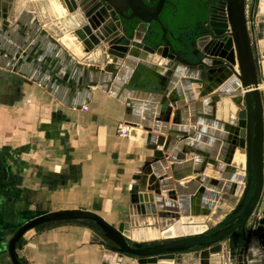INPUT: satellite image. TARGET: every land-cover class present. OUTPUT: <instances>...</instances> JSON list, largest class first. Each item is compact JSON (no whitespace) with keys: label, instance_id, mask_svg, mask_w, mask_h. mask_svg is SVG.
Returning a JSON list of instances; mask_svg holds the SVG:
<instances>
[{"label":"water","instance_id":"1","mask_svg":"<svg viewBox=\"0 0 264 264\" xmlns=\"http://www.w3.org/2000/svg\"><path fill=\"white\" fill-rule=\"evenodd\" d=\"M166 2H75L73 13L80 8L84 19L68 31H72L83 45L85 55L80 57L41 27L24 0H0V56H7L5 67L31 76L24 67L27 62L36 66L38 73L31 76L32 79L70 108L81 106L78 101L88 102L94 86L125 101L124 123L131 126V136L144 137L153 151L142 169L148 180H138L131 187L128 221L116 227L101 215L84 209L42 214L22 225L11 238L8 250L12 264H27L20 260L17 250L28 231L47 224L75 221L94 223L100 231L102 247L114 256L111 264H121L116 261L118 256L135 258L136 264H174L179 254L194 251L199 254L200 264H210L211 255L221 252L222 242L237 232L241 233L243 245L237 255L238 264H264L263 0H220L219 5L211 4L204 29L180 46L175 45L174 34L161 19ZM56 16L65 15L58 13ZM29 19L34 20L35 30L27 35L31 30L27 25ZM68 21L74 20L67 16L62 23ZM156 24L161 28L160 39H154ZM130 27L132 33H129ZM38 34L35 43L29 47ZM178 39L182 41L181 37ZM45 41L52 43L47 51L42 47ZM52 50L58 54L54 59ZM149 55L153 56V62L147 60ZM91 57L99 62L111 59L103 63L99 73L91 74L93 67L80 61ZM121 63L123 67L118 73ZM134 65L137 69L131 81L122 84L125 74ZM185 66L197 71H186L181 77ZM164 67L171 68L168 74L172 78L165 73L162 80H156L157 84L153 76H148L153 83L139 79L145 69L163 70ZM81 69L84 72L81 73ZM179 79L180 85L173 88ZM121 86L123 90L119 89ZM229 94L237 107L231 112V122L211 121L215 118L213 110H216L217 103H223ZM201 98L203 101L193 109L200 110L205 104L208 110L205 118L208 120H200L216 129L199 127V131L213 139L200 136L196 139L213 145L208 149L213 154L196 150L190 141L180 144L172 153L177 138L175 133L185 135L187 129L173 127L167 139H157L152 132L161 130L163 135L174 108L173 124H180L181 115L186 111L182 109L183 101L186 99L192 103ZM141 99L151 101L145 103L143 121L138 119ZM156 107L160 115L153 123ZM137 126L143 130L137 131ZM220 141L224 145L219 157L223 165L219 166L214 155ZM158 145H163V150H158ZM187 151L204 154L205 165L193 168L191 161L186 160ZM237 153L245 158L242 166L234 163ZM200 160L199 156L198 163ZM207 164L218 165L223 170L219 179L203 175ZM237 167L244 174L236 173ZM194 174H198L196 178L184 181ZM142 188L149 191H142ZM241 189L242 195L236 206L223 221L214 225L209 216L214 214L215 205H226L227 197L237 196ZM163 196L168 201H164ZM139 227H157L158 239L134 240L132 234ZM123 229L128 230V235Z\"/></svg>","mask_w":264,"mask_h":264},{"label":"crops","instance_id":"2","mask_svg":"<svg viewBox=\"0 0 264 264\" xmlns=\"http://www.w3.org/2000/svg\"><path fill=\"white\" fill-rule=\"evenodd\" d=\"M248 3L250 5L251 1ZM31 11L41 27L61 41L65 32L64 23L60 21L63 18L57 21L58 26L54 25L55 28L51 29L36 10ZM33 23V19L28 20L27 25L31 30L27 35L35 30ZM39 34L31 40L29 47H32ZM61 42L77 56H84L78 49L69 47L63 40ZM51 44L45 41L42 47L47 51L51 49ZM51 56L53 59L58 56L57 51L52 50ZM6 57L0 56V264H12L8 250L11 238L22 225L42 214L64 209H84L101 215L116 227L128 221L131 187L138 180H148L142 169L153 154L145 138L131 136V126L124 123L127 107L125 101L94 86L88 102L78 101L81 106L70 108L32 79L31 76L38 73L36 66L27 62L24 70L31 73V76L23 75L11 67H5ZM110 59L107 58L105 62ZM153 59L152 55L147 58L150 62ZM38 61L41 65V61ZM80 61L93 67L91 74L99 73L105 63L96 61L93 57ZM119 67L118 73L121 72L123 63ZM136 69L137 66L134 65L125 74L126 79L122 84L131 81ZM190 70L197 71L185 66L181 77ZM170 71L171 68L165 67L163 70L145 69L139 79L153 83L149 78L153 76L154 83L157 84L156 80H162L165 73L172 78L168 74ZM180 83L181 79L177 80L173 88ZM122 86L119 89L123 90ZM228 97L223 103H217L216 110H213L215 118L211 121L231 122V112L237 107L230 99L231 94ZM199 101L202 102L203 99H195L192 103L185 99L182 109L186 111L181 115V123L173 124L174 108L163 135L161 130L152 132L157 139H167L171 128L187 129L185 135L175 133L177 138L172 146V153L180 144L188 141L195 144L193 146L196 150L203 152L213 148L207 141L196 139V136L213 139L211 135L199 131V127L216 129L201 121L206 119L205 114L208 113L205 104L201 105L200 110L193 109ZM146 102L151 101L141 99V114L138 118L141 121L145 119ZM159 115L156 107L153 110V123ZM119 125L127 126L126 136L119 135ZM136 129L143 130L141 126ZM223 145L220 141L219 149L214 155L219 166L223 165L219 161ZM157 149L163 150V145H158ZM188 151L186 160L191 161L193 168L205 165L204 154ZM209 152L213 154L211 150ZM199 156L202 159L200 163ZM218 165L207 164L203 175L219 179L223 170ZM236 173L244 174L239 167ZM197 175L185 178L184 181L194 179ZM170 179L173 180V177ZM242 189L233 198L223 195L228 199L226 205H215L214 214L209 216L214 225L223 221L236 206ZM141 190L149 191L147 188ZM163 200L168 201L164 196ZM139 235V241L146 239L143 229H139ZM241 241L240 232L227 237L222 242L221 252L211 255L210 264H238L237 255L243 246ZM102 243L100 231L92 222L53 223L28 231L17 251L20 260L27 264H111L114 256L108 254ZM116 261L121 264H136L128 256H118ZM174 264H200L199 254L195 251L181 253Z\"/></svg>","mask_w":264,"mask_h":264},{"label":"trees","instance_id":"3","mask_svg":"<svg viewBox=\"0 0 264 264\" xmlns=\"http://www.w3.org/2000/svg\"><path fill=\"white\" fill-rule=\"evenodd\" d=\"M219 0H167L161 14L162 22L174 34L177 46L189 42L191 37L198 36L209 19L211 4ZM129 26L132 24L125 21ZM129 28V33H132ZM162 33L158 24L154 28V39H160ZM181 37L182 41L178 38Z\"/></svg>","mask_w":264,"mask_h":264},{"label":"rangeland","instance_id":"4","mask_svg":"<svg viewBox=\"0 0 264 264\" xmlns=\"http://www.w3.org/2000/svg\"><path fill=\"white\" fill-rule=\"evenodd\" d=\"M26 2L27 7L30 9L36 10L41 18H43L44 23H48L47 27L54 29V25L58 26V20L67 19V16L70 17L73 22L68 21L69 23H64L63 35L61 36V41L63 40L65 44L69 45V47L78 49L79 52H82L85 55V51L82 43L79 41L77 36L72 32L68 31V29H72L76 27L81 21H83L84 13L78 8V10L74 11L75 2L78 4L81 3V0H24ZM65 15L64 17H57L56 14ZM69 14V15H66ZM55 14V15H54ZM48 20H51L50 22ZM55 20V21H54ZM63 20H60L63 22ZM58 21V22H57ZM54 22V23H52ZM52 23V24H50ZM61 27V25H59ZM56 31V30H55ZM94 59V58H93ZM95 60V59H94ZM140 225V224H139ZM142 229V227H139ZM142 241V240H141ZM136 261L135 258H132ZM137 263V262H136Z\"/></svg>","mask_w":264,"mask_h":264},{"label":"bare ground","instance_id":"5","mask_svg":"<svg viewBox=\"0 0 264 264\" xmlns=\"http://www.w3.org/2000/svg\"><path fill=\"white\" fill-rule=\"evenodd\" d=\"M262 11H264V0H263V4H262ZM263 88H264V85H263ZM245 161V158L244 156L241 154V153H237V155L235 156V160H234V163L237 165V166H242L243 163ZM227 210V209H226ZM220 215V214H219ZM144 231V236H146V239L145 240H153V239H158V228L157 227H149L147 229H143ZM123 233L127 234L128 235V230L127 229H123ZM132 238L134 240H137L139 241L140 240V235H139V229L138 230H135L132 234Z\"/></svg>","mask_w":264,"mask_h":264},{"label":"built area","instance_id":"6","mask_svg":"<svg viewBox=\"0 0 264 264\" xmlns=\"http://www.w3.org/2000/svg\"><path fill=\"white\" fill-rule=\"evenodd\" d=\"M118 133L121 136H126L128 134L127 126L125 127V126L119 125Z\"/></svg>","mask_w":264,"mask_h":264},{"label":"flooded vegetation","instance_id":"7","mask_svg":"<svg viewBox=\"0 0 264 264\" xmlns=\"http://www.w3.org/2000/svg\"><path fill=\"white\" fill-rule=\"evenodd\" d=\"M220 1V0H219ZM219 1L217 3H215V5H219Z\"/></svg>","mask_w":264,"mask_h":264}]
</instances>
